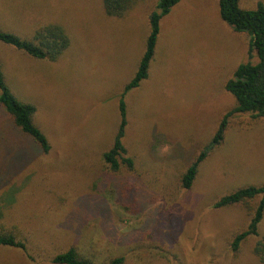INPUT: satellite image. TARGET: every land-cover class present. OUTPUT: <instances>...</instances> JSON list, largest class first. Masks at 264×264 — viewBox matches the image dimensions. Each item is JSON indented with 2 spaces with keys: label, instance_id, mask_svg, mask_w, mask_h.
I'll return each mask as SVG.
<instances>
[{
  "label": "rangeland",
  "instance_id": "obj_1",
  "mask_svg": "<svg viewBox=\"0 0 264 264\" xmlns=\"http://www.w3.org/2000/svg\"><path fill=\"white\" fill-rule=\"evenodd\" d=\"M158 0H132L120 17L101 0H0V31L31 41L58 26L69 40L55 60H37L0 41L10 93L35 108L33 123L50 150L10 133L0 108V234L25 244L1 247L0 264H54L74 247L106 264H260L264 236L246 230L260 197L222 209L226 195L264 185V118L235 114L209 150L189 189L181 175L210 143L235 105L225 90L236 68L255 63L248 37L219 17L218 0H181L159 27L148 77L124 101L122 143L133 165L111 171L102 156L119 124L118 102L145 48ZM264 0H239L253 10ZM1 92V91H0Z\"/></svg>",
  "mask_w": 264,
  "mask_h": 264
},
{
  "label": "trees",
  "instance_id": "obj_2",
  "mask_svg": "<svg viewBox=\"0 0 264 264\" xmlns=\"http://www.w3.org/2000/svg\"><path fill=\"white\" fill-rule=\"evenodd\" d=\"M181 0H158L155 11L149 17V32L145 40V48L140 58L133 78L125 85L118 102L119 124L111 148L102 156L103 164L111 171H117L121 165H133L130 158H125L127 151L122 143L127 126V109L124 97L139 87L141 81L147 79L150 62L154 55L157 36L161 20ZM104 11L109 17H120L132 4V0H101ZM239 0H218L219 17L223 23L232 29V32L245 34L248 37V52L254 53L255 63L239 65L232 78L226 82L225 90L235 99L234 107L221 119L218 131L211 138L210 143L196 156L191 165L181 175L180 185L189 189L196 176L200 163L206 158L213 147L219 146L223 139L227 119L235 114H250L252 118H264V6L258 4L253 10H243L238 5ZM0 41L24 54L37 59L55 61L68 47L69 40L58 26L50 25L38 29L31 41L20 40L18 37L0 31ZM0 108L10 120V133L29 140V143L48 153L50 144L40 129L34 125V106L20 103L12 96L4 81L0 66ZM260 197L249 225L246 230L237 234L230 243L232 251L238 249L239 244L248 237H259L258 225L264 213V185L260 187H244L233 193L221 197L214 205L215 209H222L232 205L247 203ZM0 246L25 251V244L9 234H0ZM253 255L260 264H264V236L261 237L252 249ZM54 264H94L88 259L79 256L74 247L56 254L52 258ZM106 264H124L123 257H116Z\"/></svg>",
  "mask_w": 264,
  "mask_h": 264
}]
</instances>
